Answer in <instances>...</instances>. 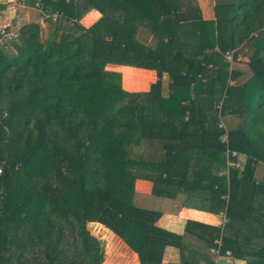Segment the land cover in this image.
Wrapping results in <instances>:
<instances>
[{
    "label": "trees",
    "instance_id": "16d2710c",
    "mask_svg": "<svg viewBox=\"0 0 264 264\" xmlns=\"http://www.w3.org/2000/svg\"><path fill=\"white\" fill-rule=\"evenodd\" d=\"M25 1L60 15L48 19L47 37L32 22L13 50L0 45V264H103L90 222L140 264H162L185 234L133 202L137 178L160 196L194 191L218 202L223 232L190 220L186 234L209 248L221 238V254L264 264V0H218L214 19L196 0ZM93 8L102 16L85 26ZM238 48L248 49L244 68L225 56ZM108 64L154 69L157 80L129 91L148 80L130 71L122 83ZM220 115L232 120L230 147L245 156L228 175Z\"/></svg>",
    "mask_w": 264,
    "mask_h": 264
},
{
    "label": "crops",
    "instance_id": "0c3cea01",
    "mask_svg": "<svg viewBox=\"0 0 264 264\" xmlns=\"http://www.w3.org/2000/svg\"><path fill=\"white\" fill-rule=\"evenodd\" d=\"M217 1L218 0H196L204 19L215 18V6ZM0 4L6 6L0 12V27L10 26L11 28L19 29L23 25L32 22L44 25V13L39 7L36 8V5H28L25 0H0ZM91 13L92 18L90 19L92 20L87 24L84 20ZM101 16L102 13L98 9L93 8L81 19V23L85 26H90ZM148 36V41L150 43L152 42V37L149 34ZM123 66L132 67L135 73L144 76L142 77V80H148L146 88L132 89L129 91H147L149 90L151 83L157 80V73L154 69L120 64H108L107 69L122 72L123 83V68H121ZM169 80L168 74H164L163 92L165 95H168L169 93ZM123 87L125 88L124 85ZM263 170L264 167L260 166L258 172L260 173ZM263 176L264 174L261 177ZM133 202L137 206L160 211L161 216L157 221V225L160 227L177 234H185L186 243H183L181 246H166L162 264H180L181 262L187 264H208L209 261L213 262L214 256L210 251L211 247L209 248L207 244L198 237L187 235L186 226L187 222L190 220L211 225H219L220 212L223 209L221 208L219 210L220 204L218 202L205 198L204 193L202 195V193L194 191H178L174 196H160L153 192L152 181L144 178H137L135 180ZM97 224L104 227V225L100 223ZM118 238V241L122 242L121 252H125L124 254L119 252V254H123L121 262H123V264H140L137 253L134 252L120 237ZM105 263L106 261H104V264ZM232 263L245 264L247 261L245 259H236L230 255L221 254L217 264Z\"/></svg>",
    "mask_w": 264,
    "mask_h": 264
},
{
    "label": "built area",
    "instance_id": "2783aa9c",
    "mask_svg": "<svg viewBox=\"0 0 264 264\" xmlns=\"http://www.w3.org/2000/svg\"><path fill=\"white\" fill-rule=\"evenodd\" d=\"M37 5L41 7L40 3H38ZM59 15L60 14L58 12L51 13L49 11H46V12L44 11L45 19H52L55 21L57 20ZM17 37H18V31L16 29L9 28L8 26L0 27V45H5L8 42H11L12 40L16 39ZM247 50L248 49H246V52ZM238 51L239 49H232L225 53L226 59L230 62L231 67H232L233 61L235 60L236 52L238 53L237 59L243 55L244 58H246L245 60L249 61V57L246 54H244L243 52H238ZM219 127L223 129V133L220 136V141L225 145L224 158L227 164L225 173L228 175L230 167H236L240 169L243 168L244 166L243 154L230 147V137H229L230 130L228 126L226 125L225 121L221 118V115H220ZM227 222H228V217L226 214V210L224 209L220 212V224L219 225L221 226L222 232ZM215 244H216L215 246L210 248V251L214 256L213 258L214 264H217L218 259L221 256V252H220V248L222 245L221 238L216 239Z\"/></svg>",
    "mask_w": 264,
    "mask_h": 264
},
{
    "label": "rangeland",
    "instance_id": "374dc122",
    "mask_svg": "<svg viewBox=\"0 0 264 264\" xmlns=\"http://www.w3.org/2000/svg\"><path fill=\"white\" fill-rule=\"evenodd\" d=\"M37 8V6H36ZM39 9V8H38ZM39 16V15H38ZM41 19H42V15H41ZM40 21V20H39ZM50 22H53V21H48V19H45L44 18V25L41 24L42 26V33H43V36L44 37H47L48 33L50 32L49 31V24H51ZM91 22V20L89 21ZM87 24H89L87 22ZM18 31V29H17ZM140 36L141 38L144 40V41H148V34L144 31H141L140 33ZM149 42V41H148ZM9 43V42H8ZM7 43V49L8 50H13V47L11 44H8ZM152 43V42H150ZM246 58H244V56L242 55L240 58H238L237 60H234L233 63H232V66L233 67H242L244 68L246 63L248 61L245 60ZM123 72L127 73V72H132V73H135L133 71V69H122ZM224 121L226 123V125L230 126V124L232 123V120H229V119H225L224 118ZM244 155H243V160H244ZM264 174V170L262 172H258V179L261 178V176ZM88 228L90 229V231L96 235L99 239H101L104 243V247H105V256L107 258H105V261L106 263L105 264H123V262H121L122 260V255L125 253L121 252V246H122V242L118 241L119 238L113 234L112 231H110L108 228H106L105 226H101L97 223H89L88 224ZM119 252L123 253V254H119ZM104 264V263H103Z\"/></svg>",
    "mask_w": 264,
    "mask_h": 264
},
{
    "label": "bare ground",
    "instance_id": "6f19581e",
    "mask_svg": "<svg viewBox=\"0 0 264 264\" xmlns=\"http://www.w3.org/2000/svg\"><path fill=\"white\" fill-rule=\"evenodd\" d=\"M239 49V48H238ZM244 54H246L247 55V52L246 53H244ZM248 56V55H247Z\"/></svg>",
    "mask_w": 264,
    "mask_h": 264
},
{
    "label": "water",
    "instance_id": "95a60500",
    "mask_svg": "<svg viewBox=\"0 0 264 264\" xmlns=\"http://www.w3.org/2000/svg\"><path fill=\"white\" fill-rule=\"evenodd\" d=\"M224 161H225V158H224Z\"/></svg>",
    "mask_w": 264,
    "mask_h": 264
}]
</instances>
